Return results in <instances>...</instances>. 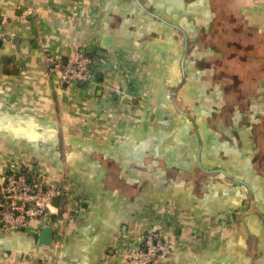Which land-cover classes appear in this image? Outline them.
<instances>
[{
  "label": "crops",
  "instance_id": "1",
  "mask_svg": "<svg viewBox=\"0 0 264 264\" xmlns=\"http://www.w3.org/2000/svg\"><path fill=\"white\" fill-rule=\"evenodd\" d=\"M77 51L92 80L48 74ZM21 172L73 204L49 245L0 225V264H127L150 232L159 264H264V0H0V182Z\"/></svg>",
  "mask_w": 264,
  "mask_h": 264
},
{
  "label": "built area",
  "instance_id": "2",
  "mask_svg": "<svg viewBox=\"0 0 264 264\" xmlns=\"http://www.w3.org/2000/svg\"><path fill=\"white\" fill-rule=\"evenodd\" d=\"M44 61L48 74L66 85L86 83L94 77V58L85 51H77L65 61L46 57ZM56 197L61 208L71 209L73 199L68 183L43 184L29 172L7 174L0 182V225L8 231H24L37 220L42 227H50L52 214L56 213L52 200ZM172 247L161 234L150 232L139 248L125 252V260L127 264H159L170 255Z\"/></svg>",
  "mask_w": 264,
  "mask_h": 264
},
{
  "label": "water",
  "instance_id": "3",
  "mask_svg": "<svg viewBox=\"0 0 264 264\" xmlns=\"http://www.w3.org/2000/svg\"><path fill=\"white\" fill-rule=\"evenodd\" d=\"M175 109L181 113V111L177 108V106H175ZM40 181V180H39ZM58 202H59V198H53L52 200V204L54 205L55 208L58 207ZM56 218V216H53V220ZM52 236H53V232L52 229L50 228H44L41 233H40V241L42 244L44 245H49L52 241Z\"/></svg>",
  "mask_w": 264,
  "mask_h": 264
}]
</instances>
